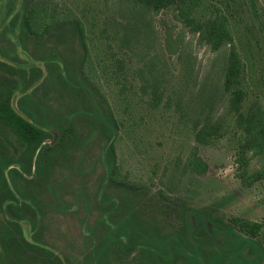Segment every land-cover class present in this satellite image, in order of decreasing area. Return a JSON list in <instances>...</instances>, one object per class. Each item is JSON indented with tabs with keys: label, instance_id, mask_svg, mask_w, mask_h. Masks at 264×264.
<instances>
[{
	"label": "rangeland",
	"instance_id": "1",
	"mask_svg": "<svg viewBox=\"0 0 264 264\" xmlns=\"http://www.w3.org/2000/svg\"><path fill=\"white\" fill-rule=\"evenodd\" d=\"M33 1L46 10L47 27L37 34L24 26L25 0H0V101L10 97L45 133L27 153L0 124V164L11 165L0 173L16 199L8 203L0 192V264H166L168 255L141 245L149 228L204 255L228 252L242 264H264V181L241 185L234 133L202 150L207 174L183 171L201 89L219 93L226 49L199 45L169 11L145 13V35L126 47L118 28L125 3ZM202 1L198 16L227 17L249 99L264 107V0ZM237 219L263 229L247 236ZM123 222L125 229L111 233Z\"/></svg>",
	"mask_w": 264,
	"mask_h": 264
},
{
	"label": "trees",
	"instance_id": "2",
	"mask_svg": "<svg viewBox=\"0 0 264 264\" xmlns=\"http://www.w3.org/2000/svg\"><path fill=\"white\" fill-rule=\"evenodd\" d=\"M117 2L126 5V9L120 11L122 19L119 21L118 27L122 30L119 32L123 36L121 43H125L126 47L134 40L138 41L141 35H145L141 26L145 13L157 15L169 11L184 29L197 37L199 45L208 47L213 53H219L226 49L222 66L220 97L217 92L216 95L209 96L207 94L208 85L201 89L198 117L192 128L195 146L185 161L183 171L198 176L207 174L209 164L201 154L202 150L212 146L229 133H234L237 137L236 155L239 164L237 170L241 185L250 187L264 181V107L258 98H254L252 101L249 99L248 90L244 85L245 64L237 50L227 17L218 12L209 15L201 12L203 15L198 16L202 0H118ZM42 12H46L42 4L35 3L33 0H25L23 20L24 26L29 32L37 34L38 29L40 31L47 27V24L42 27V17H46V13L41 15ZM76 21L78 34L83 37L86 33L84 24L79 19ZM119 72L125 73L124 60L119 61ZM157 92L155 90L154 106L159 104ZM221 99L224 109L222 113L215 115L213 107ZM0 124L15 135L22 147L28 151L27 153H35L43 142L44 131L18 114L11 105L10 97L0 101ZM254 162L257 164L256 166L253 165ZM3 163L0 165L4 169L11 166L9 161ZM116 174V169L109 163L111 181H115ZM0 178V192L5 193L9 197L7 202L13 204L16 199L13 197L3 171L0 173ZM235 224L239 226L242 233L251 237L258 236L263 229L262 224L244 222L240 219L235 220ZM124 225V222L120 223L111 230V233L117 227L125 229ZM134 225L144 228L143 225L138 226L137 222H134ZM149 229L152 233L149 235L150 241L141 245L155 256L160 255L153 251L161 252L162 257L168 255L170 259L167 258L166 264H175L174 261H171V255L181 258L185 264H242L238 254L225 252L221 255L217 251V253L204 255L194 248V243L191 247H185L180 242H175L172 237L165 236L161 230ZM111 241L109 240L105 246L100 248L98 251L100 255L113 245V241ZM152 258L156 259L157 257Z\"/></svg>",
	"mask_w": 264,
	"mask_h": 264
}]
</instances>
